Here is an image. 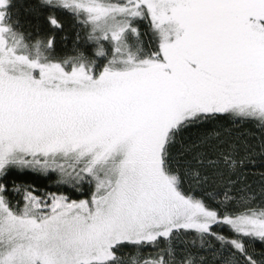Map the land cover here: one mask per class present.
<instances>
[{"label":"snow or ice","instance_id":"snow-or-ice-1","mask_svg":"<svg viewBox=\"0 0 264 264\" xmlns=\"http://www.w3.org/2000/svg\"><path fill=\"white\" fill-rule=\"evenodd\" d=\"M14 7L0 264H264V0H39L34 40Z\"/></svg>","mask_w":264,"mask_h":264},{"label":"trees","instance_id":"trees-1","mask_svg":"<svg viewBox=\"0 0 264 264\" xmlns=\"http://www.w3.org/2000/svg\"><path fill=\"white\" fill-rule=\"evenodd\" d=\"M39 0H12V4L15 5L13 9L14 19H18L20 21L19 25H16L17 30L22 32L27 40H34L37 33V25L39 24L41 31H43L45 27V21L43 17L37 18V16L29 11V9L37 5ZM66 23V30L64 33H60V36H67L66 40H61V48L65 52H71L73 41L75 39L76 31L78 30L73 26L74 22L72 18L65 14L62 17Z\"/></svg>","mask_w":264,"mask_h":264}]
</instances>
